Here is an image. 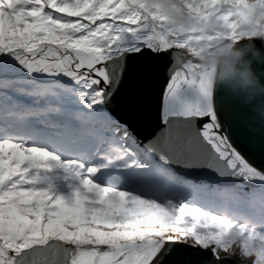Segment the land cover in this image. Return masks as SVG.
Segmentation results:
<instances>
[{
	"label": "snow or ice",
	"instance_id": "1",
	"mask_svg": "<svg viewBox=\"0 0 264 264\" xmlns=\"http://www.w3.org/2000/svg\"><path fill=\"white\" fill-rule=\"evenodd\" d=\"M249 42L264 0H0V264H264Z\"/></svg>",
	"mask_w": 264,
	"mask_h": 264
},
{
	"label": "water",
	"instance_id": "2",
	"mask_svg": "<svg viewBox=\"0 0 264 264\" xmlns=\"http://www.w3.org/2000/svg\"><path fill=\"white\" fill-rule=\"evenodd\" d=\"M249 56L251 59L260 60L264 58V53H262L260 48L252 47L250 42L243 48L233 49L231 48L228 54L222 55L219 59L217 72L215 79L217 81H226L230 74L237 71L235 65L243 56ZM251 75L247 66L244 69ZM250 83L253 86V91L256 95L264 94V84H260L255 77H251Z\"/></svg>",
	"mask_w": 264,
	"mask_h": 264
},
{
	"label": "rangeland",
	"instance_id": "3",
	"mask_svg": "<svg viewBox=\"0 0 264 264\" xmlns=\"http://www.w3.org/2000/svg\"><path fill=\"white\" fill-rule=\"evenodd\" d=\"M231 48H232L231 45H225L223 46L222 49L217 50V52L213 56L208 58L207 62L209 63V71L214 76V78L216 76L217 66H218L220 57L222 55L228 54Z\"/></svg>",
	"mask_w": 264,
	"mask_h": 264
}]
</instances>
